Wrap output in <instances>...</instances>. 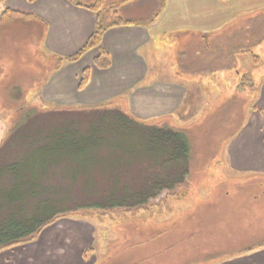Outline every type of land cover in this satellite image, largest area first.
<instances>
[{"label": "rangeland", "instance_id": "obj_1", "mask_svg": "<svg viewBox=\"0 0 264 264\" xmlns=\"http://www.w3.org/2000/svg\"><path fill=\"white\" fill-rule=\"evenodd\" d=\"M130 1L104 0L105 8L121 10ZM143 7L161 9L165 4L145 0L138 9ZM24 29L16 25L5 34L0 32V146L7 149L0 166L33 165L27 171L39 173V188L48 190L41 198L52 191L56 209H63L85 199L97 202L114 189L142 187L154 172L167 169L160 153L144 148V139H150L144 135L147 126L185 129L193 155L190 176L174 192L132 212H73L46 227L31 253L24 244L0 252V264H24L30 254L32 264H78L79 248L86 254L83 264H264V155L258 160L260 152L250 139H243L248 132L242 126L249 100L261 113L258 98L250 95L256 92V81L237 89L230 97L231 106L221 103L210 113L182 112L181 119L176 114L154 121L113 107L124 113L127 120L121 122L102 117L107 106H56L52 96L36 97L31 86L50 76L57 60L47 55L42 62L33 54L22 38ZM249 68L245 62L240 70L245 73ZM238 81L245 84L243 74ZM24 99L28 105L21 104ZM153 146L159 148L157 142ZM145 147L150 150L152 143ZM8 180L13 183L11 174ZM17 203L25 205L24 215L41 208L32 198Z\"/></svg>", "mask_w": 264, "mask_h": 264}, {"label": "crops", "instance_id": "obj_2", "mask_svg": "<svg viewBox=\"0 0 264 264\" xmlns=\"http://www.w3.org/2000/svg\"><path fill=\"white\" fill-rule=\"evenodd\" d=\"M90 1H0V18L6 8L21 13L0 22V32L22 25L26 31L22 38L33 54L42 62L47 55L57 60L54 72L31 86L36 97L52 96L56 106L100 104L128 109L139 119L156 121L176 114L181 119L182 112L210 113L221 103L229 106L237 89L256 81V92L250 95L264 106V66H260L264 64L260 54H264V0H161L165 4L161 9H138L145 0H132L120 13L139 22L110 28L102 38L112 61L106 70L94 65L97 49L75 63L62 60L81 49L94 31L96 13L88 7L97 0ZM245 62L250 70L243 73L240 67ZM86 67L91 69L89 82L80 90ZM240 74L245 84H239ZM222 95L227 98L222 100ZM28 103V99L21 102ZM246 106L242 126L248 134L243 139L256 144L260 152L256 157L261 161L264 118L254 111L251 100ZM35 243L37 239L25 244L24 250L31 253ZM78 250V264L87 263ZM29 257L24 264H32Z\"/></svg>", "mask_w": 264, "mask_h": 264}, {"label": "trees", "instance_id": "obj_3", "mask_svg": "<svg viewBox=\"0 0 264 264\" xmlns=\"http://www.w3.org/2000/svg\"><path fill=\"white\" fill-rule=\"evenodd\" d=\"M0 1L5 3L6 0ZM105 5L106 2L104 0H97L95 5L88 7L96 13L94 31L81 49L73 55L62 57L63 61L69 63L78 62L86 53L97 49L98 54L94 58V65L101 70L111 67L112 61L109 52L102 45V38L105 32L116 26L135 24L139 21L124 19L123 16L119 15V6H106L105 8ZM108 8L113 10V15L108 13ZM20 14L18 11L6 8L3 16L0 18V22L10 21ZM90 74V67H86L82 72L79 84L80 89H83L88 84ZM245 78L247 79L248 77ZM102 110L104 111L102 117L111 116L121 122L127 120L120 109L108 107ZM260 111L264 117V107ZM131 120L137 123L135 120ZM147 128L144 135L149 136L150 139H144L146 142L143 145L148 146L151 142L152 147L149 150L144 145V148L147 151H151L149 152L151 154L158 155L160 153L163 165H166L167 169L165 171L158 170L154 172L149 180L138 189L134 188L133 190L122 192L114 189L104 193L105 196L99 197L97 202L85 199L75 203L73 207L56 209L55 202L52 199V191L48 192L50 196L40 197L42 192L48 190L39 188L37 183V179L39 181L41 176L39 173L27 171L28 169H32L33 165L23 164L22 169H20L21 165H17L16 163L7 162L10 164H2L0 166V197H2L0 202V252L14 246L25 245L35 241L46 227L57 219L68 216L73 212L88 209L104 211L120 209L132 212L133 210L145 208L151 200L178 189L191 174L190 165L193 154L189 135L185 129L170 128L162 124L147 126ZM14 141L15 139H12V144L15 146ZM153 142H157L159 148L153 146ZM45 149L49 150L48 147H45ZM170 149H172V153H169ZM6 150L3 145L0 146V158L3 156L2 154H5ZM169 166L170 168L172 167L170 170L168 169ZM10 174L13 176V183L8 180ZM11 186V191L8 192V187ZM30 198L35 199L37 208H41L33 214L24 215L22 211L25 205H19L17 202ZM83 256L86 257V254L83 253Z\"/></svg>", "mask_w": 264, "mask_h": 264}]
</instances>
